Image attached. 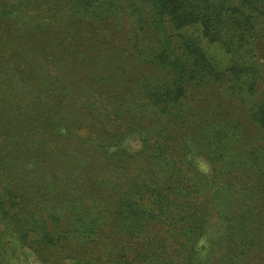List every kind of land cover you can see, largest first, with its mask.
I'll list each match as a JSON object with an SVG mask.
<instances>
[{
	"label": "trees",
	"instance_id": "16d2710c",
	"mask_svg": "<svg viewBox=\"0 0 264 264\" xmlns=\"http://www.w3.org/2000/svg\"><path fill=\"white\" fill-rule=\"evenodd\" d=\"M82 20L89 23L83 31L72 27L75 21ZM0 22L10 25L17 41H34L30 52H35V42L39 43L35 54L59 50L71 70L102 59L108 63L109 51L121 50L124 54L113 61L120 65L115 69L129 74L121 66L125 56L149 69L145 76L136 73L140 80L137 92L154 112L168 118L170 129L165 132L161 126L158 136L167 140L176 138L174 147L170 146L172 157L168 156L164 143H157V153L149 141L146 144L153 150L149 158H157V164L167 166L169 173L154 176L144 163L148 177L127 178L126 188L113 182L112 196L102 190L98 179L85 182L82 191L72 194L57 191L62 179L72 181L76 173L70 178L66 168L70 164L63 165L68 173H63L61 179L53 172L57 164L46 158L44 163L49 167L40 179H50L54 184H47L51 192H40L41 195L38 191L49 217L48 226L34 220L33 231L39 232V242L50 247L72 246L78 264H193L191 251L205 232L210 209L207 204L212 199L197 194L194 174L188 177L183 165L190 159L187 154L200 152V145L224 148L221 143L225 142L226 133L220 128L213 133L219 137L203 139L190 133L191 126L186 124V116L191 112L187 101L195 97L192 89L204 95L202 90L211 82H225L227 91L241 100L257 91L259 81L264 80V48L260 50L264 40V0H0ZM197 26L203 36L220 43L230 54L225 74L194 36L178 37L174 33ZM23 45L19 46L24 50ZM22 58L23 55L9 58L0 55L10 67H16ZM14 74L24 76L16 71ZM14 82L11 79L7 83ZM15 101L9 96L0 100V164L3 166L9 165L8 161L15 162L17 157L22 158L21 152L8 150L13 149L10 145L15 137L18 140V135L1 128L4 123L18 121L14 115ZM38 117H41L39 113ZM61 119L65 121L64 114ZM252 119L264 131V98L254 107ZM212 124L214 121L206 120L200 127ZM178 129L185 132L179 133ZM37 147L41 150L35 152L37 156L57 154L45 142ZM1 171L3 175L5 171ZM262 186L264 189V182ZM13 192L5 189L0 196V214L6 220L9 216L16 218L14 213L11 215L19 205L15 204L17 198ZM68 203L71 205L64 211L62 205ZM249 213L232 207L230 212L234 214L233 219L243 224L247 236L251 231ZM104 228L112 230L108 242L102 239Z\"/></svg>",
	"mask_w": 264,
	"mask_h": 264
},
{
	"label": "rangeland",
	"instance_id": "374dc122",
	"mask_svg": "<svg viewBox=\"0 0 264 264\" xmlns=\"http://www.w3.org/2000/svg\"><path fill=\"white\" fill-rule=\"evenodd\" d=\"M87 22L75 21L72 27L83 31ZM174 33L178 37L194 36L215 66L226 73L230 54L220 43L203 36L200 27ZM13 34L10 25L0 22V55L8 58L23 55L16 67L0 59V100L7 96L16 99L14 115L18 120L4 123L1 128L18 135V140L15 137L10 145L13 149L8 150L21 152L22 157L20 160L17 157L15 162L6 160L9 165L0 164V196L2 191L10 189L15 192V204H19L11 212L16 218L9 216L6 220L0 214V264H78L72 246H47L39 242V232L33 231L34 220L47 226L49 221L39 198L40 192L53 191L47 187L54 184L50 179H40L49 167L45 159L57 164L53 172L61 179L63 173H68L66 168L70 178L76 173L72 181L62 179L57 191L72 194L82 191L85 182L93 183L98 179L102 190L112 196L113 182L126 188L127 178L146 175L147 168L158 177L169 173L167 166L157 164V158H149L153 150L146 144L149 141L155 149L157 143H164L168 156L172 157L170 146L174 147L176 138L167 140L158 136L161 126L165 132L170 129L168 118L154 112L150 103L137 92L140 80L136 73L145 76L149 69L126 56L121 66L127 68L129 74L115 69L120 65L113 61L124 54L121 50L112 48L106 56L108 63L100 57L101 61L87 62L71 70L59 50L35 54L38 42H35V52H30L34 41H17ZM262 43L260 50L264 48V40ZM20 44H24V50ZM11 79L15 84L7 83ZM193 92L195 97L187 101V109L191 111L186 116V124L191 126L188 131L203 139L215 137L217 134L213 133L221 128L225 129L226 139L221 143L224 148L200 145V152L187 154L190 159L183 165L188 177L194 174L197 194L212 199L207 204L210 209L205 232L191 251L190 260L193 264H264V131L252 119L254 107L264 98V80L259 81L257 91L244 100L227 91L223 81L211 82L202 90L204 95L195 89ZM62 114L65 121L61 119ZM206 120L214 124L201 128ZM160 121L164 124H159ZM178 132L185 130L178 129ZM177 138L181 140L178 134ZM41 142L57 154L37 156L35 152L41 151L37 150ZM66 164L70 166L64 168ZM70 205H62V208L67 211ZM231 207L250 212L249 236L243 231V224L233 219ZM103 231L102 239L108 242L112 230L104 228Z\"/></svg>",
	"mask_w": 264,
	"mask_h": 264
}]
</instances>
